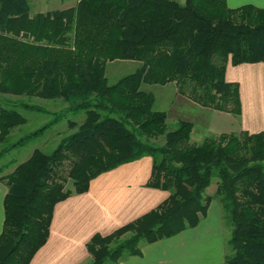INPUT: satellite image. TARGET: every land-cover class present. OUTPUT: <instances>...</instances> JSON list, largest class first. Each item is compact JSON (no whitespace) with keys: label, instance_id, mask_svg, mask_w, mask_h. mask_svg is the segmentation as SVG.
Listing matches in <instances>:
<instances>
[{"label":"trees","instance_id":"obj_1","mask_svg":"<svg viewBox=\"0 0 264 264\" xmlns=\"http://www.w3.org/2000/svg\"><path fill=\"white\" fill-rule=\"evenodd\" d=\"M139 62L115 82L113 61ZM264 62V8H232L227 0H77L72 6L32 13L30 0H0V94L59 100L57 110L8 101L0 107V160L13 149L66 123L46 152L0 164L7 185L0 264H29L49 236L55 205L89 189L97 175L149 155L148 184L169 192L155 209L88 243V264H110L141 252L142 245L195 226L212 199L231 229L224 264H264V131L208 135L192 140L194 123L156 109L143 84L174 82L176 97L233 114L242 111L239 83L228 64ZM19 109L49 119L12 141L28 122ZM83 115L78 122L75 118ZM174 115V114H173ZM164 137L163 143L151 138ZM69 162L67 188L60 173ZM216 178L214 194L206 189ZM125 239L117 237L128 230ZM114 243V245H111Z\"/></svg>","mask_w":264,"mask_h":264},{"label":"crops","instance_id":"obj_2","mask_svg":"<svg viewBox=\"0 0 264 264\" xmlns=\"http://www.w3.org/2000/svg\"><path fill=\"white\" fill-rule=\"evenodd\" d=\"M184 1L179 0L181 3ZM227 3L232 8L246 4L264 8V0H227ZM229 65L232 64H228L226 75ZM232 66L229 81L240 84L243 113V93L247 86L245 78L250 80L248 87H253L257 79L264 80V62ZM180 101L184 103V100ZM173 114L180 116L176 112ZM262 114L264 117V110ZM241 130L260 132L264 128L251 131L244 127ZM152 165L153 159L149 155L121 164L94 177L87 191L59 201L54 207L48 239L29 264L90 263L92 255L88 243L95 234L114 232L157 208L168 197V191L148 184ZM7 190V185L0 180V235L5 220ZM228 232L222 207L217 199H212L197 225L146 243L139 254L110 264H224Z\"/></svg>","mask_w":264,"mask_h":264},{"label":"rangeland","instance_id":"obj_3","mask_svg":"<svg viewBox=\"0 0 264 264\" xmlns=\"http://www.w3.org/2000/svg\"><path fill=\"white\" fill-rule=\"evenodd\" d=\"M32 13L46 12L48 10L62 9L65 7L72 6L77 0H30ZM139 65V62L132 60L113 61L109 62L106 68L107 76L110 82L117 81L120 77L128 74L135 70ZM232 65H229L228 74L226 75L227 80L232 78ZM246 80V89L243 93V113L236 115L233 113L216 110L214 108L203 107L193 102L184 99V103L181 99H178L175 94L177 89L174 82H170L165 85H154V84H143L145 90L152 91L156 97V109H162L172 111L171 116L167 120V128L171 130L175 127L178 120L173 117V113H179V117L184 119H190L194 123L192 140L196 143L201 142L208 135H219L221 133H240L241 128H248L251 131L259 130L264 128V117L262 111L264 110V80L257 79L254 81L253 87H248L250 80ZM240 89V84H239ZM23 100L27 103L37 104L39 106L48 108L50 110H57L62 106V102L59 100H49L40 97L30 96H14L9 94H0V107H5L8 101H19ZM242 105V102H241ZM23 113L28 122L24 125L16 127L11 132L12 141L17 140L24 134L40 127L44 122L49 119V116L43 112L19 109ZM261 111V112H260ZM259 115H258V114ZM83 115L75 118L78 122L83 119ZM195 130V131H194ZM67 131L66 123H61L57 126L48 129L44 135L38 136L24 145L13 149L10 153L4 156L0 160V164H7L9 161L14 162L13 165L7 167L2 172V175L10 173L14 167L25 161L30 157L34 149L40 148L46 152H50L60 140L61 136ZM154 143H163L164 137L151 138ZM69 170V162L64 163L61 169V174L65 178V185L67 188L73 189L72 180L67 176ZM216 190V178L212 180L210 186L206 189V194H214ZM228 238L231 234V229L228 227ZM134 230H128L121 235L118 239H125L132 235ZM111 245H114L112 243Z\"/></svg>","mask_w":264,"mask_h":264}]
</instances>
